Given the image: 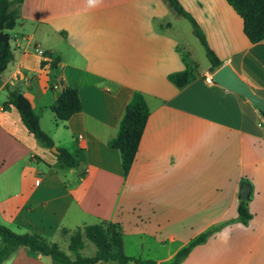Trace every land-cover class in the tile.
<instances>
[{
  "label": "crops",
  "instance_id": "obj_1",
  "mask_svg": "<svg viewBox=\"0 0 264 264\" xmlns=\"http://www.w3.org/2000/svg\"><path fill=\"white\" fill-rule=\"evenodd\" d=\"M179 2L222 65L264 100V39H247L226 0ZM172 13L164 0H23L9 34L14 58L0 79V224L59 245L87 224L117 222L124 252L159 264L222 223L180 264H264V119L251 101L205 79L209 63L181 87L169 80L194 63ZM5 85L28 98L41 129L77 166L60 164L15 107L3 108ZM65 86L77 89L81 107L57 120L50 106ZM134 91L149 115L124 176L108 143ZM241 180L251 185L246 224L235 221ZM1 264L51 259L19 247Z\"/></svg>",
  "mask_w": 264,
  "mask_h": 264
},
{
  "label": "trees",
  "instance_id": "obj_2",
  "mask_svg": "<svg viewBox=\"0 0 264 264\" xmlns=\"http://www.w3.org/2000/svg\"><path fill=\"white\" fill-rule=\"evenodd\" d=\"M164 1L176 15L185 18L190 23L193 35L203 47L205 56L209 61V70L213 72L219 68L222 65V61L209 47L203 31L195 19L183 8L179 0ZM22 2L23 0H0V79L7 65L14 58L8 30L13 29L16 25L20 16ZM226 2L241 17L243 33L247 39L251 43L263 40L264 0H226ZM43 54L50 57L52 55L49 51H45ZM58 61L59 58L57 56H52L50 66L56 67ZM45 63L46 61H42L41 65ZM193 70L192 66H187L185 70L170 73L168 78L173 84L181 87L193 78ZM4 88L7 91V100L4 102L3 108H8L10 105L15 107L27 131L33 134L43 146L47 148L54 146L52 138L41 129L38 116L33 111L28 98L17 89H10L7 85ZM80 107L77 89L65 86L50 106V110L57 120H66L79 111ZM261 114L264 119V114ZM148 115L149 108L143 94L139 91H134L125 107L119 122L118 131L108 143L110 147L119 151L121 169L124 176L127 175L133 163ZM57 150L58 152L55 155L60 164L68 167L77 166L78 160L74 154L61 147H57ZM242 182H246V180H241ZM251 217L252 214L248 210L247 201L239 200L235 221L246 224ZM221 225L222 223L217 224L198 234L180 248L171 259L159 264H180L181 260L187 256L195 245L204 242ZM84 237L95 246V252L92 255H82L80 253V249L84 245ZM19 247H27L33 252L49 256L51 264H98L99 262L107 261L155 264V261L150 259L127 255L124 252L121 226L117 222L104 219L87 224L82 228H77L70 235L68 249L73 253V257L62 251L56 242L46 240L37 232L17 233L11 228L0 224V264L7 260Z\"/></svg>",
  "mask_w": 264,
  "mask_h": 264
},
{
  "label": "water",
  "instance_id": "obj_3",
  "mask_svg": "<svg viewBox=\"0 0 264 264\" xmlns=\"http://www.w3.org/2000/svg\"><path fill=\"white\" fill-rule=\"evenodd\" d=\"M211 81L245 97L264 114V100L253 92L248 83L243 80L229 64H224L213 71L211 73ZM50 150L54 154L58 152L55 146H52ZM250 193L251 185L247 182H242L239 187L238 199L247 201Z\"/></svg>",
  "mask_w": 264,
  "mask_h": 264
},
{
  "label": "rangeland",
  "instance_id": "obj_4",
  "mask_svg": "<svg viewBox=\"0 0 264 264\" xmlns=\"http://www.w3.org/2000/svg\"><path fill=\"white\" fill-rule=\"evenodd\" d=\"M173 12V11H172ZM173 15H171V18H169L170 20H173V16H176L175 13H172ZM181 18V22L184 23L185 27H179V32L180 34H182V38L183 40L186 41V44H188L189 46V51L191 54V60L194 62L193 65H191L193 67V77L195 75V72L197 70H201L203 67H205V65H207L209 63V61L207 60L206 56H205V52L203 47L201 46V44L199 43L198 39L193 35L192 33V28L190 23L188 22V20H186L185 18L179 17ZM9 34H12L13 32L10 30H8ZM42 32L37 33V38L42 39ZM52 40V39H49ZM10 228V227H9ZM12 229V228H11ZM13 230H15V228H13ZM16 231V230H15ZM63 237V236H62ZM59 248L68 253V241L66 240H59ZM84 243L87 244V247L81 250V253L83 255H92L95 251V246L92 242H90L87 239H84ZM154 254H159L160 252H158V250H152ZM70 253V250H69Z\"/></svg>",
  "mask_w": 264,
  "mask_h": 264
},
{
  "label": "built area",
  "instance_id": "obj_5",
  "mask_svg": "<svg viewBox=\"0 0 264 264\" xmlns=\"http://www.w3.org/2000/svg\"><path fill=\"white\" fill-rule=\"evenodd\" d=\"M205 79H206L207 81H211V73L205 75Z\"/></svg>",
  "mask_w": 264,
  "mask_h": 264
}]
</instances>
